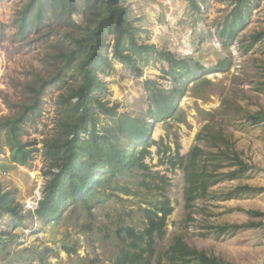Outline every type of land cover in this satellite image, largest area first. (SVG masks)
<instances>
[{
	"label": "rangeland",
	"instance_id": "rangeland-1",
	"mask_svg": "<svg viewBox=\"0 0 264 264\" xmlns=\"http://www.w3.org/2000/svg\"><path fill=\"white\" fill-rule=\"evenodd\" d=\"M28 1L0 0V120L18 116L24 106L33 104L29 86L37 88L39 77L55 75L62 64L58 55L69 44V29L53 12L26 36L18 34L20 11ZM257 2L245 28L230 40L220 31L237 0H204L198 11L190 7L189 0H124L130 20L141 29L142 42L170 50L204 68L222 61L224 69L205 74L194 66L202 74L189 84L175 118L157 123L151 133L157 144L145 158L148 169L134 168L110 178L91 197V213L81 205L69 206L60 222L49 224L35 214L38 204L33 207L36 199L41 200L49 179L44 175L50 165L43 153L44 143L60 135L66 113L63 97L77 83L66 77V82L54 80L46 86L20 134L21 141L33 150L27 166L12 160L6 132L0 136V183L3 190L14 192L23 215L18 224L14 216L0 212V232L6 233L0 240V264H116L122 248L134 251L124 228L143 230L145 209L165 195L173 210L165 233L156 236L154 256L146 264H156L158 259L166 263L167 250L176 236L192 248L231 264H264V216L246 212H264V190L237 198L225 195L238 185L264 187V121L249 119L250 114L264 112V36L252 44V35H264V0ZM78 9L74 18L81 23L84 0H78ZM108 39L112 44V37ZM141 66L142 74L136 75L127 65L114 61L112 71L100 74L108 87L102 95L110 104L118 103L122 113L149 117L151 97L145 81L154 80L166 90L174 83L161 69L167 68L164 61ZM218 133L228 140L222 142ZM218 144L223 153L218 152ZM177 145L180 155L186 157L196 145L206 153L212 151L211 160L206 161L207 154L199 160L213 175L234 168L228 164V148L236 151L249 169L235 179L222 178L186 209L184 170L172 164ZM248 221L263 223L234 234H218L215 228ZM65 246L76 252L68 254Z\"/></svg>",
	"mask_w": 264,
	"mask_h": 264
},
{
	"label": "trees",
	"instance_id": "trees-1",
	"mask_svg": "<svg viewBox=\"0 0 264 264\" xmlns=\"http://www.w3.org/2000/svg\"><path fill=\"white\" fill-rule=\"evenodd\" d=\"M84 2V20L81 23L74 18L79 13L78 0H29L21 9L18 18V34L24 37L33 26L42 24L49 12H53L69 29V44L58 55L62 64L55 75L48 79L39 77L40 84L37 88L29 86L33 93V104L24 106L18 116L3 117L0 120V136L3 131L6 132L8 143L12 146L11 158L14 162L27 166L33 157V150L21 141L20 134L30 111H35L38 107L45 87L54 80L66 82V77L77 83L63 97L66 113L60 123V135L44 143L43 153L50 160L44 175L49 176V179L44 185L38 207L34 210L44 224L60 222L69 206L81 205L91 213V197L110 178L130 172L134 168L148 169L145 158L151 153L150 147L157 144L151 133L157 123L175 118L189 84L202 74L194 66L202 68L205 74L221 72L224 69L222 61L204 68L198 63L192 65L190 60L179 58L170 50L142 42L141 29L130 20L129 9L124 5V0ZM201 2L204 0H189L190 7L196 11L200 10ZM257 5V0H237L230 17L221 26L220 34L230 40L235 39L245 28ZM263 36L262 32L252 35V44ZM109 37H112V44ZM114 61L127 65L136 75L142 74L141 65H154L157 61L167 64L166 69H161L173 81V87L166 90L154 80L145 81L151 97L149 117L122 113L118 110V103L110 104L104 99L102 94L108 91V87L100 74L112 71ZM249 119L254 123L264 121V112L250 114ZM201 136L202 133L198 138L201 139ZM218 136L222 137V142L228 140L223 134L218 133ZM217 147L218 152L223 153L219 144ZM226 151L228 164L234 168L213 175L207 171V165H201L199 160L203 154H207L206 161L211 160L214 154L212 151L206 153L202 147L196 145L186 157L180 155L177 145L174 156L176 160L172 164H178L184 170L186 209L193 207L196 199L206 196L209 187L222 178L232 180L249 169V164L236 151L230 148ZM123 190L131 194L128 189ZM263 190V186L243 184L230 189L225 195L227 198H237ZM172 210L170 199L165 195L152 208L145 209L147 221L143 230L136 231L133 227H125L124 231L130 238L128 245L134 251L122 248L116 264H146L154 256L155 238L165 233L167 218ZM0 212L14 216L18 224L23 222L20 204L16 202L14 192L3 190L1 183ZM246 212L255 217L264 216V212L257 209H247ZM262 223H226L215 228L218 234H234L241 228L256 227ZM3 236L6 233L0 232V240ZM63 248L68 254L76 252L73 247ZM166 256V263L158 259L156 264H231L207 254L204 250L192 248L180 236L174 238Z\"/></svg>",
	"mask_w": 264,
	"mask_h": 264
},
{
	"label": "built area",
	"instance_id": "built-area-1",
	"mask_svg": "<svg viewBox=\"0 0 264 264\" xmlns=\"http://www.w3.org/2000/svg\"><path fill=\"white\" fill-rule=\"evenodd\" d=\"M39 200H40V198L35 200L33 207L34 206H35V208L37 207V204H38ZM33 207L31 206V208H33Z\"/></svg>",
	"mask_w": 264,
	"mask_h": 264
}]
</instances>
